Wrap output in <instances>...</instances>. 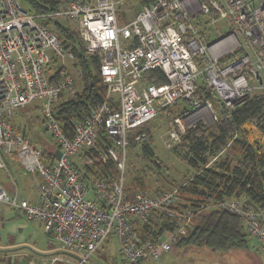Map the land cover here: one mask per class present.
Masks as SVG:
<instances>
[{
	"label": "built area",
	"instance_id": "obj_1",
	"mask_svg": "<svg viewBox=\"0 0 264 264\" xmlns=\"http://www.w3.org/2000/svg\"><path fill=\"white\" fill-rule=\"evenodd\" d=\"M58 1V11L39 17L25 8L26 0H0V170H5L4 158H11L24 173L42 180L37 204L9 198L1 189L0 204L41 223L62 252L77 258L76 264H86L111 241L128 264L156 262L186 237L200 212L214 208L238 217L264 253V208H254L244 198L175 211L177 190L155 197L137 194L134 200L123 194L128 132L178 103L189 108L176 121L186 129L217 122L211 102L196 98L199 81L225 114L252 96L264 97V0H151L125 25L118 23L116 0ZM44 17L63 28L75 25L84 56L96 60L106 87L104 101L74 126L70 139L53 107L59 97L74 93L75 58L38 22ZM217 20H226L231 32L211 43L200 23L212 26ZM31 106L59 153L52 163L46 164L42 148L10 123L16 111ZM100 135L112 146L104 152L98 146ZM84 152L88 163L112 161L118 182L111 187L98 180L81 183L72 160ZM152 211L166 212L175 223L157 242H145L134 224L146 222Z\"/></svg>",
	"mask_w": 264,
	"mask_h": 264
},
{
	"label": "trees",
	"instance_id": "obj_2",
	"mask_svg": "<svg viewBox=\"0 0 264 264\" xmlns=\"http://www.w3.org/2000/svg\"><path fill=\"white\" fill-rule=\"evenodd\" d=\"M150 2L151 0H138V4L133 7L134 16ZM25 5L33 14L41 17L58 11L62 3L58 0H26ZM117 20L119 25H125L130 21H124L119 11ZM38 22L49 27L64 47L71 49L75 58L74 65L77 62L80 65V92L75 94L73 99L65 102H62L63 96L59 97L53 107L55 120L70 139L74 133V126L83 122L90 110L104 101L106 87L97 73L96 60L85 58L84 46L79 43L75 33L60 26L53 18H40ZM160 82L164 83L162 77ZM198 86L196 98L200 101L209 100L216 109L213 103L216 100L212 92L201 81ZM179 106L181 109L174 108ZM174 107L162 113L174 108L176 117H179L184 111H189L183 103H178ZM217 115L220 117L217 122L206 127L196 125L188 129L180 138V147L184 152L183 160L195 171L194 176L183 185L169 184V189L155 188L150 191L149 184H146L142 176L137 177L133 173L129 183L124 184L125 174H123L124 196L134 200L137 194L155 197L162 192L177 190L178 201L172 207L175 211L199 210L210 202L214 204L232 198H244L248 205L264 208V148L261 152L253 149L246 142L243 130L246 124L251 123L264 136V97L252 96L230 113L225 114L218 110ZM148 124L128 132L126 149L134 150L140 147L141 158L159 167L151 146L150 133L147 131ZM140 136L146 140L138 142L136 138ZM98 146L101 152L112 147L105 141L103 135H100ZM49 147H42L43 160L46 164L54 161L56 151L55 145ZM79 156L88 157L89 154L81 153L72 160L81 183L90 184L98 180L111 187L118 182L120 173L112 161L81 168L74 161ZM212 159L215 161L209 167L208 164ZM174 223L166 212L152 211L146 222H135L134 225L142 241L157 242L162 234L173 229ZM248 238L238 217L214 208L200 212L187 229L186 237L179 239L172 246L171 251L188 247L206 248L211 252L223 253L230 250L243 251L247 250Z\"/></svg>",
	"mask_w": 264,
	"mask_h": 264
},
{
	"label": "rangeland",
	"instance_id": "obj_3",
	"mask_svg": "<svg viewBox=\"0 0 264 264\" xmlns=\"http://www.w3.org/2000/svg\"><path fill=\"white\" fill-rule=\"evenodd\" d=\"M116 2L118 4L119 15L124 21L128 22L135 17L133 7L138 4V0H116ZM25 8L27 9L26 6ZM211 17L216 18L217 14L213 13ZM65 28L75 33V25L68 24ZM199 29L202 31V35L205 39L210 40L211 43L216 36L227 35L231 32L226 20H217L212 26H209L207 23H200ZM79 43L82 44L80 40ZM71 73L75 83L74 93L62 98V102L73 99L75 94L80 92L81 69L78 62L75 66H72ZM213 103H215L216 106V109H214V107L213 109L217 114V111L220 110L219 105L216 102ZM174 108L181 109L180 106ZM174 108L169 112L158 114L147 126V131L150 133L155 161L158 162L159 167L141 158L140 147L134 150L126 149L124 184L129 183L132 177L131 175L135 173L134 176H142L146 184H149L150 191H153L152 189L155 188H164L163 190H166L170 188L169 184L180 186L194 176L195 171L186 165L183 160L184 152L180 147V138L188 129L176 123L181 115L176 117V110ZM21 110L25 111L22 112L19 110V112L11 118L12 126L22 129L31 145H38L46 148H50L49 146L54 145V141L50 136L46 132L41 131L42 120L39 111L33 106ZM17 114L19 116L14 120ZM219 119L220 117L217 115V120ZM197 125L209 126L202 124ZM182 127L183 130L181 129ZM243 130L246 142L256 151L261 152L264 148V136L260 134L251 123L246 124ZM145 140V138H142L140 141L144 142ZM76 160V164L81 168L99 163L98 161H91L88 163L90 160L89 156H79ZM214 161L215 159H212L208 166H212ZM161 258V260L159 259L160 261L164 260L174 264H264V253L257 249L256 241L250 237L248 238L247 250L243 251L230 250L223 253L211 252L206 248H176ZM88 262L90 264H128L118 255V245L115 244L114 241L104 243L101 249L90 257ZM156 262L141 264H154Z\"/></svg>",
	"mask_w": 264,
	"mask_h": 264
},
{
	"label": "crops",
	"instance_id": "obj_4",
	"mask_svg": "<svg viewBox=\"0 0 264 264\" xmlns=\"http://www.w3.org/2000/svg\"><path fill=\"white\" fill-rule=\"evenodd\" d=\"M17 112L19 110L14 115ZM14 128L23 133L19 127ZM3 161L5 170H0V189L9 198L16 196L18 200L37 204L41 178L36 174L24 173L15 159L4 158ZM160 260L154 264H174ZM77 261L60 250L49 234L44 232L41 223L28 221L22 212L0 204V264H76Z\"/></svg>",
	"mask_w": 264,
	"mask_h": 264
},
{
	"label": "water",
	"instance_id": "obj_5",
	"mask_svg": "<svg viewBox=\"0 0 264 264\" xmlns=\"http://www.w3.org/2000/svg\"><path fill=\"white\" fill-rule=\"evenodd\" d=\"M47 130H46V127L44 126L43 128H42V132H46ZM55 157L58 159L59 158V153L58 152H56L55 153ZM72 257H74V256H72ZM75 258V257H74ZM75 259H77V258H75Z\"/></svg>",
	"mask_w": 264,
	"mask_h": 264
}]
</instances>
